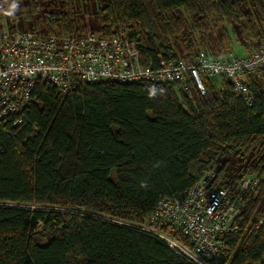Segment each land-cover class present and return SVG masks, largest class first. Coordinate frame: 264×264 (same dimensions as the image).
<instances>
[{"label":"trees","instance_id":"obj_1","mask_svg":"<svg viewBox=\"0 0 264 264\" xmlns=\"http://www.w3.org/2000/svg\"><path fill=\"white\" fill-rule=\"evenodd\" d=\"M82 1L0 0V21L9 34L78 36L95 16L103 36L127 29L147 67L264 45V0ZM218 77H202L204 93L189 83L191 95L177 82L99 80L61 97L38 81L26 124L0 119V264H194L118 221L184 198L230 155L262 179L222 236V264H264V67L244 76L250 106Z\"/></svg>","mask_w":264,"mask_h":264},{"label":"built area","instance_id":"obj_2","mask_svg":"<svg viewBox=\"0 0 264 264\" xmlns=\"http://www.w3.org/2000/svg\"><path fill=\"white\" fill-rule=\"evenodd\" d=\"M264 67V45L246 55L228 51L222 58L200 50L185 61L159 59L156 67L141 62V44L127 29L103 36L89 30L78 36L36 31L9 34L0 21V119L26 124L25 110L36 83L42 81L64 96L78 83L99 80L177 82L188 95L189 83L204 93L202 77H226L236 95L250 106L253 98L244 83L246 73ZM261 177L246 170L225 180L213 169L194 183L184 198L161 197L152 214L129 224L157 237L194 264H222L226 247L222 236L237 230L233 222L248 193L256 194Z\"/></svg>","mask_w":264,"mask_h":264},{"label":"rangeland","instance_id":"obj_3","mask_svg":"<svg viewBox=\"0 0 264 264\" xmlns=\"http://www.w3.org/2000/svg\"><path fill=\"white\" fill-rule=\"evenodd\" d=\"M78 1L82 5L83 1L82 0H78ZM15 5H17V4L13 3L12 6L14 7ZM87 21L89 23V26H91L93 30L98 31V24L96 22V17L95 16H91ZM204 50L208 51L206 48H204ZM242 50H243V53H249L252 50V48H247V49H242ZM259 73L260 72L258 71L256 73V75L258 76ZM212 78H219V77L216 76V77H212ZM226 159H227V162L223 166V164H224ZM243 164L244 163H243L241 157L230 155L227 158H221L219 160V162L213 167V170L218 172V174L221 175L223 179L231 180V179H234V178H236L237 176H239L241 174L240 173V169H241V166ZM0 203H4V202H0ZM29 206L35 207L36 205H29ZM56 209H59V208H56ZM257 219L260 222V221L263 220V217L262 216H258Z\"/></svg>","mask_w":264,"mask_h":264}]
</instances>
